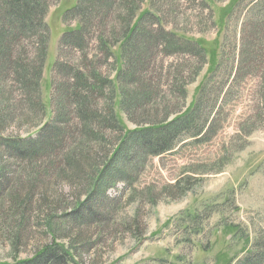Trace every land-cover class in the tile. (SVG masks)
I'll return each mask as SVG.
<instances>
[{"label": "rangeland", "instance_id": "rangeland-1", "mask_svg": "<svg viewBox=\"0 0 264 264\" xmlns=\"http://www.w3.org/2000/svg\"><path fill=\"white\" fill-rule=\"evenodd\" d=\"M44 1L49 40L39 86L25 87L15 74L0 81V111L8 116L0 126V264L32 260L54 245L70 252L75 264H237L259 252L264 19L258 13L264 0H113L110 14L104 11L92 31L82 28L85 40L75 38L82 48L62 43L81 24L73 12L79 0ZM133 27L151 40L133 84L150 85L152 94L128 97L137 109L127 113L124 90L130 88L123 84L130 83L119 76L125 50L134 47L126 44ZM163 32L172 35L166 42ZM100 39L108 42L106 49ZM179 43L184 49L178 51ZM71 66L91 78V98L103 116L86 123L67 103L71 134L54 141L55 103L64 98L61 84L73 83L66 78ZM216 85L224 87L220 95ZM207 97L223 106L211 110L204 138L185 136L173 151L149 154L156 132H145L147 126L180 128L195 120ZM21 138L46 140L19 157L11 150L23 149ZM32 189L48 190L56 208L42 210L37 196L21 204L17 196ZM81 203L83 215L75 214Z\"/></svg>", "mask_w": 264, "mask_h": 264}, {"label": "trees", "instance_id": "trees-1", "mask_svg": "<svg viewBox=\"0 0 264 264\" xmlns=\"http://www.w3.org/2000/svg\"><path fill=\"white\" fill-rule=\"evenodd\" d=\"M44 2V0H0V81H5L11 74H15L17 76L16 79L19 80V82L23 83L25 87L28 85L30 86L31 84L39 86L40 80L43 76L45 61L48 56L49 40V28L45 23H43L42 20L46 11L45 5L43 4ZM255 6L257 8H261L258 2ZM262 7L264 9V4ZM112 8L113 0H79V4L75 7V9H73V12H75L76 16L80 17L81 24L78 29H71L69 32L65 33V35L62 37V43L70 45L72 47L79 45V48H82V45L78 44L75 40V38H81L83 41L85 40V37L79 34L82 28L83 30H88L89 32L92 31L99 24V17L101 15L103 16V12L105 11L108 15L110 14L109 11ZM258 14L259 18L264 19V10L260 11ZM163 34L166 35L163 39H165L168 35H171V33L168 32H163ZM100 41L102 42L103 49H106L108 46V42L101 39ZM132 41L134 47L129 50H125V58L127 60V64L124 66V69L119 78L121 77V80H124L123 83H130L132 85H135V87L131 86L130 84H123V87L130 88V90H124V102L121 100V103L123 102V105L128 103L127 98H130V96L134 98L138 97L140 99L143 98L144 100L149 99L148 96H151L152 94V87L150 85L137 83L133 84L137 79L136 77H138L140 67L142 65V62H144L146 53L150 52L151 50V40L147 42V38H143L142 34L137 33L135 27H133L130 29L129 34L126 37V44H129V42ZM166 41L168 40L165 39L164 42ZM172 41L175 42L174 40ZM190 42L192 43L188 44L195 46V43L193 41ZM23 43L28 44L29 48L27 49V47L23 46ZM30 44L35 45L36 48L34 50H31L30 48L32 45ZM37 45H39L38 48ZM37 49V53L39 54L35 53V50ZM182 49H184V44H180V48L178 49V51ZM109 51L110 50H107V52ZM185 52L187 51L185 50ZM128 53H131L130 56L128 55ZM170 53H174V51ZM187 53H192V51H188ZM35 54L37 56H35ZM57 65L60 64L58 63ZM91 72L96 75L94 69H92ZM82 74L83 71L81 69L72 68V66L71 68L68 67L66 78L70 79V81L73 79V83L69 88L64 83L61 84L62 90L60 91H62L64 98H59L57 100V103H55V105H58L59 119L55 120L57 127L51 129L52 137L54 136V141L55 137L59 136L60 134V137L65 135L67 138H69V135L71 134L70 119H67V117L70 115V113L68 112L67 103L69 105L73 103V111L76 112L79 116L83 115V118L84 116H86V118H84L85 120H87L86 123L92 124L94 121L96 122L97 118L103 116L101 115V111L99 110V104L97 103V101L94 102L91 98V90L94 89L89 86L88 79H90L91 81V78H88L89 75L86 76ZM73 87L77 88L78 90H82L83 92H85V94H82L77 90V93L73 92ZM223 91V85L222 87H218L216 85V94L220 95ZM69 92H71L72 94L70 95ZM70 96L73 97V101H70ZM136 103L140 105V102L138 103V101H134L130 104ZM212 103L213 101L209 99V97H207V99L201 105V110L197 112L195 120H193L194 122H185V124H183L182 127L180 126V128L177 125L174 128L172 127L174 129L172 130L171 128H169L170 126L168 125V122L162 123L157 126H147L144 129L145 132L150 131L157 133H151L152 136H150L151 140L149 141L148 146L149 154L157 156L164 153H169L176 148L177 144L181 142L183 140V137L185 138V136L191 137L195 140H200L202 139V137L204 138V136H206L208 132L207 126L212 119L213 113L211 112V110L214 112L217 107L223 106L222 102H218L217 104ZM131 106L132 105L129 104L125 105L127 113L128 111H130ZM132 107H135L133 111H136L137 107ZM206 108H210V110L205 111ZM113 111L114 103H112L109 107V114L112 115ZM6 117L8 116H4V114L2 115V111H0V119H2L0 120V126H3V120ZM130 117L132 121L139 122L136 121V119H134L131 115ZM95 125L97 124L95 123L93 127H95ZM118 128L121 129V127ZM0 130H2V127ZM40 136H43L42 132ZM29 139L31 140L27 141L26 138L19 139L18 142L22 145L23 149H21L20 152H17L18 150L15 149L11 150L12 153H19L18 156L22 157L26 152H24V150L30 147H40L45 144L46 140H43L42 138ZM48 141L49 139H47V142ZM57 148L59 147H55L54 149L56 150ZM72 160L73 159H71V164L75 161ZM33 190L34 189H32V191L29 190L28 192L19 194L18 196L16 194L17 198L20 199L19 202H21V204H25L29 201L31 202L37 196V204L41 207L42 210L46 209L47 211L48 209L53 210V208H56V203H58V201L57 199H55L53 194L49 193L48 190L41 192H36ZM85 206L86 203H81L79 208H77L74 213L83 215L82 212ZM88 209L89 211L93 212L92 208L89 207ZM74 213L72 212L70 215L72 216ZM89 222L90 221H88L87 223ZM75 237L77 239V242H80V240L83 239L81 233H77ZM18 264L75 263L70 252L66 251L63 246L54 245L47 246L43 249V251L41 250L34 259L23 261ZM237 264H264V244H262L259 252L252 251Z\"/></svg>", "mask_w": 264, "mask_h": 264}]
</instances>
